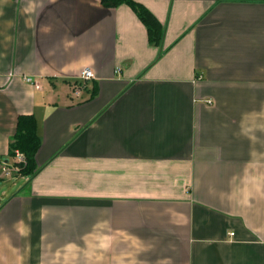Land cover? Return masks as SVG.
Returning a JSON list of instances; mask_svg holds the SVG:
<instances>
[{"label": "crops", "instance_id": "0c3cea01", "mask_svg": "<svg viewBox=\"0 0 264 264\" xmlns=\"http://www.w3.org/2000/svg\"><path fill=\"white\" fill-rule=\"evenodd\" d=\"M134 1L0 0V264H264V0Z\"/></svg>", "mask_w": 264, "mask_h": 264}, {"label": "trees", "instance_id": "16d2710c", "mask_svg": "<svg viewBox=\"0 0 264 264\" xmlns=\"http://www.w3.org/2000/svg\"><path fill=\"white\" fill-rule=\"evenodd\" d=\"M104 8L115 9L121 5H128L139 20L146 27L150 45L160 47L162 45L165 28L154 14L144 5L134 0H101ZM161 56H159L160 58ZM76 85L81 84L79 82ZM82 85V84H81ZM41 146V139L37 134V123L33 116H20L18 119L17 131L9 144V158L15 159L17 152L25 158V163L15 164L19 168V175L36 176L37 170L35 157Z\"/></svg>", "mask_w": 264, "mask_h": 264}, {"label": "rangeland", "instance_id": "374dc122", "mask_svg": "<svg viewBox=\"0 0 264 264\" xmlns=\"http://www.w3.org/2000/svg\"><path fill=\"white\" fill-rule=\"evenodd\" d=\"M81 87V84H78L77 89ZM41 89V88H40ZM76 89V87H74ZM76 89V92L79 91ZM16 163H19L18 157L16 155L15 159H12V165H15ZM19 168H16L12 170L9 174L4 173V166H2V163L0 164V176L2 177L0 180V201H2L6 194L11 195L13 192L15 193L19 188H15V184L18 183V181H12L15 179V177L19 178L20 175L18 174Z\"/></svg>", "mask_w": 264, "mask_h": 264}, {"label": "built area", "instance_id": "2783aa9c", "mask_svg": "<svg viewBox=\"0 0 264 264\" xmlns=\"http://www.w3.org/2000/svg\"><path fill=\"white\" fill-rule=\"evenodd\" d=\"M92 79H94V73L89 68L83 70L82 73L79 76V80L82 83L86 82V81H90ZM26 81L28 83L34 85L36 87V89H40L41 88L40 84L38 82L34 81L32 78H27ZM77 92H79V91H77ZM16 155H17L18 161H19V163H17V164L25 163V158H24V156L21 153L17 152ZM2 166H4V173H6V174H9L12 170L18 168L16 166L10 164L9 162H3Z\"/></svg>", "mask_w": 264, "mask_h": 264}]
</instances>
